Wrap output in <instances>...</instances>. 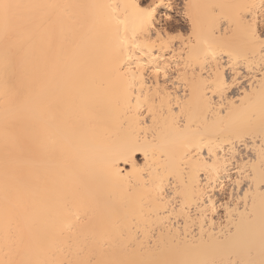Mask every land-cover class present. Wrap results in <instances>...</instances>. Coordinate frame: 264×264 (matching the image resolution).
I'll return each mask as SVG.
<instances>
[{
    "label": "bare ground",
    "instance_id": "6f19581e",
    "mask_svg": "<svg viewBox=\"0 0 264 264\" xmlns=\"http://www.w3.org/2000/svg\"><path fill=\"white\" fill-rule=\"evenodd\" d=\"M7 2L0 260L259 264L264 0Z\"/></svg>",
    "mask_w": 264,
    "mask_h": 264
},
{
    "label": "rangeland",
    "instance_id": "374dc122",
    "mask_svg": "<svg viewBox=\"0 0 264 264\" xmlns=\"http://www.w3.org/2000/svg\"><path fill=\"white\" fill-rule=\"evenodd\" d=\"M147 2H148V0H147ZM178 2V3H177ZM179 3H181V0H175V4H178V5H180L179 6V8H183V9H179V11H184L185 12V10H184V7H183V5H181V4H179ZM263 6V7H262ZM259 7V8H258ZM255 8L258 10V11H260V13H263L264 12V3L263 4H261V5H255ZM262 10V11H261ZM178 11V12H179ZM162 13H163V11H162ZM182 14V15H181ZM172 15V18L173 17H175V18H173L174 19V21H172L171 23H170V27H171V30L170 31H172L171 33H172V36H174V37H180V36H187L189 33V35L188 36H191V34H192V30H191V27L189 26L188 27V23H186L187 22V19H186V17H187V14L186 13H181V12H179V15H176V14H171ZM180 15H181V17H180ZM178 16V17H177ZM184 17H185V19H184ZM175 19H176V21H175ZM183 20V21H182ZM182 21V22H181ZM259 22V21H258ZM185 23V24H184ZM176 24V25H175ZM259 25V27H261V25H260V23L258 24ZM179 26V27H178ZM181 28V29H180ZM263 30H262V32H263V34H264V28H262ZM191 31V32H190ZM188 33V34H187ZM237 40H239L240 42H242V39L241 38H237ZM240 42H238V44H239V48L240 49H243L244 47L242 46V43H240ZM239 54H242V53H238V55ZM248 56L249 55H247V54H245V56H243V57H239L238 58V62L240 61V63H241V61H244V60H246L247 58H248ZM259 72L257 71V74H258Z\"/></svg>",
    "mask_w": 264,
    "mask_h": 264
},
{
    "label": "snow or ice",
    "instance_id": "6c2138e0",
    "mask_svg": "<svg viewBox=\"0 0 264 264\" xmlns=\"http://www.w3.org/2000/svg\"><path fill=\"white\" fill-rule=\"evenodd\" d=\"M20 7V5L7 2V0H0V22H3L5 28L11 26L13 21V10ZM0 264H16L12 260H0ZM87 264H95L93 261L87 262ZM107 264H125L122 261H109ZM259 264H264V259H261Z\"/></svg>",
    "mask_w": 264,
    "mask_h": 264
}]
</instances>
